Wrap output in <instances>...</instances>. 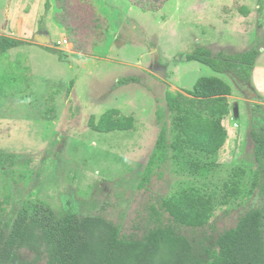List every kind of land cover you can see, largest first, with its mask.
I'll return each mask as SVG.
<instances>
[{"label": "rangeland", "instance_id": "1", "mask_svg": "<svg viewBox=\"0 0 264 264\" xmlns=\"http://www.w3.org/2000/svg\"><path fill=\"white\" fill-rule=\"evenodd\" d=\"M48 1L46 9V0H0V35L25 41L0 53V88L6 93L0 99V229L9 231L23 204L43 202L56 215L103 216L126 238L171 225L201 255L254 208L263 212L264 236V157L257 159L255 140L264 135L259 77L264 78V33L253 30L258 20L264 30V0H170L157 11H143L128 0L75 2L80 17L91 11L92 26L96 12L98 31H104L95 46L93 37L78 42L87 52L74 51L67 32L72 49L57 47L64 27L55 17L60 11L56 0ZM251 6L254 17L242 19ZM258 16L263 18L256 22ZM53 23L63 28L56 30ZM45 29L51 45L33 40L34 32ZM203 49L227 55L255 49L258 68L254 64L245 84L231 72L223 75L185 58ZM201 76H218L231 87L229 112L222 119L225 144L214 154L185 148L176 155L171 149L167 162L139 188L162 123L172 127L166 93L189 96L185 90H192ZM249 88L257 100L246 93ZM113 108L132 116L134 128L98 132L90 127L91 116L97 122ZM180 190L210 199L206 225L181 226L164 210L163 198ZM19 254L32 257L27 250Z\"/></svg>", "mask_w": 264, "mask_h": 264}, {"label": "trees", "instance_id": "2", "mask_svg": "<svg viewBox=\"0 0 264 264\" xmlns=\"http://www.w3.org/2000/svg\"><path fill=\"white\" fill-rule=\"evenodd\" d=\"M128 1L143 11H157L168 0ZM75 2L91 4L90 0H56L60 11L55 17L66 30L68 39L72 38L73 50L87 52L88 48L79 44L80 41L93 37L94 45L104 36V31H98L99 16L96 12L92 26L87 15L91 11H83L85 15L80 17L75 12ZM49 7L50 3L46 0L45 8ZM24 43L0 35V53ZM257 54L255 49L235 55L222 52L211 54L203 49L185 58L199 61L216 72H231L246 84ZM185 91L189 96L181 92H167L165 95L167 107L173 113L172 127L170 130L167 121L162 123L139 188H144L156 168L167 162L171 149L176 155L185 148L196 153L214 154L226 142L227 131L222 119L229 112L227 97L231 94L230 85L217 76H201L192 90ZM2 96L6 93L0 88V99ZM89 125L98 132L126 131L134 128V118L121 115L113 108L102 114L97 122L91 116ZM170 131L174 132L171 141L168 139ZM255 140L256 157L260 159L264 157V135L255 136ZM232 182V190L228 194L234 195L238 177L235 176ZM174 192L163 198L162 207L175 223L192 228L208 223L212 212L208 197H190L186 190ZM3 212L0 202V218ZM262 224V210H249L234 227L219 234L213 248L205 247L204 255H201L192 241L171 225L150 228L141 238H126L120 234L116 224L103 216L78 217L71 212L56 215L43 202H28L18 210L9 231L0 229V264H39L42 260L45 264H264ZM19 250H27L32 257H22Z\"/></svg>", "mask_w": 264, "mask_h": 264}, {"label": "crops", "instance_id": "3", "mask_svg": "<svg viewBox=\"0 0 264 264\" xmlns=\"http://www.w3.org/2000/svg\"><path fill=\"white\" fill-rule=\"evenodd\" d=\"M171 1L170 0H168L167 1V3H166V5L164 6V8L163 9H165L166 8V6L168 5V3H170ZM179 3H180V0H179ZM248 9L249 10H247V8H245L244 9V13L242 14V19H244V20H250V17L252 16V17H254L253 15H254V10L252 9V6L251 7H248ZM176 14H177V12H176ZM175 14V15H176ZM258 15V14H257ZM19 18V17H18ZM17 18V20L19 21V19ZM170 18H174V17H170ZM258 18H263V16H258L257 18H256V22H257V20H258ZM239 20H241V18H238L237 19V23L238 24H241L240 22H238ZM259 22H258V25H255L254 26V28H253V30H255L256 29V34H259L260 36H262V34L264 33V30H263V28L261 29L260 27H259V24L262 22V20H258ZM55 26V28H56V30H58V28H59V26L60 27H62L61 25H57L56 23H53ZM63 28V27H62ZM262 30V33H259V31H261ZM38 32H47V33H49L48 32V30L47 29H45V30H42V31H38ZM66 32V30L64 29V30H62V29H60V34L61 35H63L62 36V39L63 38H66V37H64V35L66 34L65 33ZM35 33H37V32H34V34ZM50 35V34H49ZM67 35V34H66ZM4 36H7V35H4ZM8 37H10V36H8ZM11 38H15V39H18V40H22L21 38H17V37H11ZM67 38H68V36H67ZM66 38V39H67ZM68 40V39H67ZM23 41V40H22ZM69 41V40H68ZM25 42V41H24ZM72 44V43H71ZM22 46V44L21 45H19V46H16V47H12L11 49H18V48H20ZM10 49V50H11ZM8 52V51H7ZM7 52H5V53H7ZM77 52V51H76ZM240 52H243V51H240ZM53 54V53H52ZM258 55L259 54H257V57H256V60H255V67H257L258 68V62H259V60H260V57L258 58ZM54 56L55 57H57L55 54H54ZM58 58V57H57ZM58 60H59V58H58ZM203 64V63H202ZM205 65V64H204ZM209 67V66H208ZM212 69V68H211ZM213 70V69H212ZM214 71V70H213ZM216 72V71H215ZM217 73H220V72H217ZM228 73H230V72H224V73H220V74H228ZM234 75V74H233ZM218 77V76H217ZM260 77V83H262V84H264V78H263V76H262V74L259 76ZM225 81V80H224ZM187 90V89H186ZM250 90H252V89H250ZM186 92V91H185ZM252 93H254V97H251L252 99H255V100H257L258 99V97H257V94H255V92H253V91H251ZM227 123V124H226ZM226 125L228 126V127H230V120H229V118L228 119H226ZM224 126V125H223ZM226 128V127H225Z\"/></svg>", "mask_w": 264, "mask_h": 264}, {"label": "water", "instance_id": "4", "mask_svg": "<svg viewBox=\"0 0 264 264\" xmlns=\"http://www.w3.org/2000/svg\"><path fill=\"white\" fill-rule=\"evenodd\" d=\"M33 40L35 42H38V43L44 44V45H51V43H52L51 37H50L49 33H47V32L35 33L33 36Z\"/></svg>", "mask_w": 264, "mask_h": 264}, {"label": "built area", "instance_id": "5", "mask_svg": "<svg viewBox=\"0 0 264 264\" xmlns=\"http://www.w3.org/2000/svg\"><path fill=\"white\" fill-rule=\"evenodd\" d=\"M56 45H57V47L58 46H63V45H66V50L67 51H70L71 49H72V44H71V42H69L66 38H63L62 40H58L57 42H56ZM250 97H254L255 95H254V93H252L251 95L249 94L250 92H249V90H248V92H246Z\"/></svg>", "mask_w": 264, "mask_h": 264}, {"label": "flooded vegetation", "instance_id": "6", "mask_svg": "<svg viewBox=\"0 0 264 264\" xmlns=\"http://www.w3.org/2000/svg\"><path fill=\"white\" fill-rule=\"evenodd\" d=\"M250 89H251V88H249V92H250L249 94L251 95V94H252V92H251V90H250ZM245 94H246V93H245Z\"/></svg>", "mask_w": 264, "mask_h": 264}]
</instances>
